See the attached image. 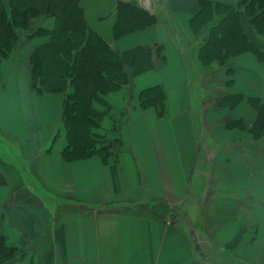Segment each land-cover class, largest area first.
<instances>
[{"label":"crops","instance_id":"obj_1","mask_svg":"<svg viewBox=\"0 0 264 264\" xmlns=\"http://www.w3.org/2000/svg\"><path fill=\"white\" fill-rule=\"evenodd\" d=\"M121 1L156 21L117 36ZM237 4L83 0L88 25L112 49L162 45L154 69L132 76L130 99L127 86L105 97L110 108L94 131L118 141L106 160L65 158L60 122L69 86L34 89L31 57L41 39L2 59L0 141L22 160L19 168L0 149V235L18 249L12 264H264V53L203 58L210 29ZM240 20L264 52V36L244 12ZM33 24L52 30L55 18ZM191 69L220 76L203 73L193 93ZM156 87L166 93L164 110L140 104L139 94Z\"/></svg>","mask_w":264,"mask_h":264},{"label":"trees","instance_id":"obj_2","mask_svg":"<svg viewBox=\"0 0 264 264\" xmlns=\"http://www.w3.org/2000/svg\"><path fill=\"white\" fill-rule=\"evenodd\" d=\"M82 2L0 0V64L11 55L21 33L28 40L41 39L31 57L34 89L38 92L59 90V87L53 88L56 81H65L69 86L63 112L67 136L65 158L74 160L100 154L106 160L118 141L109 142L94 131L101 126L110 108L105 97L128 86L132 76L154 69L155 54L161 52L162 45H144L125 52L112 49L88 25ZM243 12L264 36V0H238L225 19L210 29L203 45L205 60H223L233 51L235 54L245 50L264 53L244 32L240 20ZM41 15L55 18L52 30L33 24ZM155 21V15L147 9L121 1L115 33L120 36L149 27ZM139 95L141 106L154 104L164 110L166 93L162 88L147 89ZM17 255L18 249L7 246L0 235V264H12Z\"/></svg>","mask_w":264,"mask_h":264},{"label":"rangeland","instance_id":"obj_3","mask_svg":"<svg viewBox=\"0 0 264 264\" xmlns=\"http://www.w3.org/2000/svg\"><path fill=\"white\" fill-rule=\"evenodd\" d=\"M45 15H41V16H39L38 18H36L35 20H37V19H40V18H43ZM30 40H32V39H30ZM30 40H28L27 38H26V36H25V33H21V36H20V38H19V40L15 43V45H14V50L11 52V54H16V53H18L23 47H25L26 45H27V43L30 41ZM30 44V43H29ZM35 45V44H34ZM30 46H31V44H30ZM30 46H27V48L29 47L30 48ZM33 46V45H32ZM31 46V47H32ZM34 52V51H33ZM33 54V53H32ZM17 55V54H16ZM16 55H15V57L14 58H16ZM1 64H0V84H2L3 83V81H4V79H5V75H3L4 74V72H3V69H1ZM5 71V70H4ZM195 73V71L193 70V69H191V78H190V82H191V86H192V88L194 89L193 90V93H197V92H199V91H197V90H195L196 89V81H197V84H198V82L201 80L202 81V79L200 78L201 76H202V74L203 73H207V74H205V76L207 75H210V77L212 76V77H214V75L216 76V73H217V76L219 77L220 76V74H219V69H199L198 70V77H197V74H194ZM221 73V72H220ZM219 74V75H218ZM201 75V76H200ZM196 77H197V79H196ZM215 79V78H214ZM224 81H229V79L227 78V77H225L224 76ZM135 87H134V84L132 83V85H129V86H127V88H126V90H127V92H126V97H127V99H130L132 96H133V94H134V92H135V89H134ZM199 88H200V85H199ZM102 107V106H101ZM98 108H100V106H98ZM103 108V107H102ZM101 108V109H102ZM105 109V108H104ZM118 114V113H117ZM196 114V113H195ZM166 115H168V113L166 112ZM193 122L195 123V126H196V131H195V133L198 135V137L200 136V138H201V140H200V144H201V146L202 147H206V148H208V146H209V144L205 141V139H204V129L202 128V127H197L198 125H197V122H199V119L196 117V116H193ZM61 128H62V130H63V133L64 132H66V127H65V124L63 123V117H62V119H61ZM57 132H58V130H57ZM56 136L58 137V134H56ZM56 136H55V138H56ZM67 137V136H66ZM55 138H54V140H55ZM51 143L52 142H49V146L51 145ZM243 144H246V143H236L235 144V148L236 149H238V150H240V147H241V145H243ZM224 148V147H223ZM0 149H1V152L3 153V155L6 157V158H11V159H15L16 161V163H17V166L20 168V166L18 165V164H21V162L20 161H22L21 159H20V156H19V151L18 150H14L15 152H16V157H14V155L12 154V152L8 149V147L5 145V143L3 142V141H0ZM216 153H220V154H222L220 151H217ZM223 156H225L226 158H228L229 159V155H230V153L229 154H222ZM239 158H241V159H243V158H245L246 157V155H244V154H242V153H240L239 155H237ZM235 157H236V155H235ZM207 158H209V156L207 157ZM29 175H31L30 174V172H29V170L27 169V171L25 172V174H24V179L27 181V183H29L30 184V182L32 183L33 181L30 179V176ZM190 204V203H189ZM187 206H188V208L190 207V210L193 208L192 207V205L190 204V205H188L187 204ZM184 209V208H183ZM187 210V209H186ZM189 211V210H188Z\"/></svg>","mask_w":264,"mask_h":264},{"label":"water","instance_id":"obj_4","mask_svg":"<svg viewBox=\"0 0 264 264\" xmlns=\"http://www.w3.org/2000/svg\"><path fill=\"white\" fill-rule=\"evenodd\" d=\"M192 239H193V241L197 240L195 234H192Z\"/></svg>","mask_w":264,"mask_h":264}]
</instances>
